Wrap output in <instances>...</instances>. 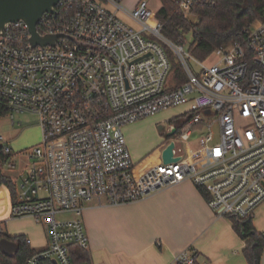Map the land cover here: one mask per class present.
<instances>
[{
  "label": "built area",
  "instance_id": "2783aa9c",
  "mask_svg": "<svg viewBox=\"0 0 264 264\" xmlns=\"http://www.w3.org/2000/svg\"><path fill=\"white\" fill-rule=\"evenodd\" d=\"M119 1L60 0L36 25L41 36L57 35L53 45L32 47L22 20L0 33V108L13 125H21L14 112L35 113L42 133L24 154L28 164L7 209L9 218L32 217L45 230V247L24 264H90L81 259L89 247L83 220L57 218L81 215L84 202H135L185 180L206 193L218 217L247 219L264 202V20L244 26L241 41L218 47L212 64L195 60L194 72L186 46L161 34L147 0L125 10L138 30L103 4L124 10ZM173 1L183 14L195 2ZM160 42L183 64L186 81L179 87L166 83L171 66ZM184 105L177 121L168 122L173 135L155 154L133 161L122 127ZM211 115L220 128L217 146L206 135L199 148L186 150L195 127L209 126ZM169 141L180 159L164 164L160 152ZM0 145L11 155L1 135ZM173 264H198V254L187 247Z\"/></svg>",
  "mask_w": 264,
  "mask_h": 264
},
{
  "label": "crops",
  "instance_id": "0c3cea01",
  "mask_svg": "<svg viewBox=\"0 0 264 264\" xmlns=\"http://www.w3.org/2000/svg\"><path fill=\"white\" fill-rule=\"evenodd\" d=\"M142 125L137 122L126 127V144L129 141L133 146ZM155 145L153 142L145 150L149 156L160 148V144ZM13 156L12 150L9 159ZM20 160V166L14 163L10 168L4 164L2 171L14 188L28 164L25 155ZM11 196L7 186L0 185V198L7 199V202L0 201V219L5 223L2 232L29 239V246L35 251L42 249L46 245L44 227L32 217L9 218L7 209ZM206 198L205 192L185 180L135 202L109 205L96 201L95 205L84 206L90 210L88 224L83 222L89 247L81 254V259L90 264H173L175 254L190 247L198 254V264H246L242 253L245 241L233 229L229 218L218 217L209 209ZM262 204L252 216L257 232L264 231V221L257 216ZM104 212L111 214L105 216ZM40 244L44 246L37 248ZM259 264H264V248Z\"/></svg>",
  "mask_w": 264,
  "mask_h": 264
},
{
  "label": "trees",
  "instance_id": "16d2710c",
  "mask_svg": "<svg viewBox=\"0 0 264 264\" xmlns=\"http://www.w3.org/2000/svg\"><path fill=\"white\" fill-rule=\"evenodd\" d=\"M161 7L155 12V17L162 22L161 34L175 44L187 45L186 35L191 36L188 52L197 59L205 60L218 47L242 40V28L257 20H264V0H195L188 14H183L178 3L173 0H161ZM178 78V77H177ZM185 78H178L170 84L171 88L179 87ZM5 106L0 108V117L7 114ZM177 117L171 121H177ZM11 155L4 153L0 145V185H5L13 198L15 188L11 181L3 175V167ZM204 194V191L199 188ZM232 221L233 229L245 241L242 249L246 264H259L260 254L264 248L262 232H257L252 224V217L240 220L227 216ZM6 237L19 244V250L13 259L0 252L1 264H24L32 255V249L23 236Z\"/></svg>",
  "mask_w": 264,
  "mask_h": 264
},
{
  "label": "rangeland",
  "instance_id": "374dc122",
  "mask_svg": "<svg viewBox=\"0 0 264 264\" xmlns=\"http://www.w3.org/2000/svg\"><path fill=\"white\" fill-rule=\"evenodd\" d=\"M139 0H120L119 3L123 7L122 9H117L115 6L111 5L110 3L103 4L111 10L115 15L120 18L123 22H125L130 27L134 28L135 30H138L140 26L135 23L133 20H131L127 15L126 11H132L136 3H138ZM149 3V7L152 9V11L156 12L161 7V0H147ZM187 38V45L186 48H188V44L191 41V36L189 34L186 35ZM162 45L164 51L167 53V56L170 61V73L167 76L166 83L168 86H170L171 83L176 81L178 78L182 77L185 78V71L183 64L181 63L180 59L177 57V55L173 52V50L166 45L163 42H160ZM190 58H187V63L189 67L196 72L199 68V65L196 61H201L205 65H210L215 61V57L213 55H210L205 60H199L197 59L192 53H190ZM196 60V61H195ZM178 77V78H177ZM185 106H177V107H171L167 108L165 110H161L153 115L144 117L137 122L143 123L141 128L138 130V132L135 135V139L133 141V146L129 141H127L128 148L131 153V157L133 161L138 162L139 160L145 159L149 156L145 150L154 142L156 145L161 146V144L168 139L167 136V126L169 120L172 118H175L179 115H181L185 111ZM14 121L21 122V125L15 124L13 125L11 123V117L10 113H7L0 117V135L3 136L4 140L8 142L10 147L13 150L14 156L13 161L16 164V166H20L22 161L20 160L21 156H23L26 152H28L33 146L37 145L42 138L41 128L38 124V118L35 113L31 112H23V113H13ZM132 124V123H131ZM206 124H209V126L205 124H200L195 127V133L192 135V137L184 143V148L187 149H197L199 148V139L201 137H204L206 135L211 136L210 146L215 147L220 141V128L219 123L215 117V115H211L206 119ZM130 125H124L122 127V131L124 133V136H126V127ZM155 145V146H156ZM142 153L140 157H136V154ZM15 191H17V188H15ZM4 196V195H3ZM0 201L7 202V199L0 198ZM96 201L92 200L89 202H84V206H92L95 205ZM264 203V202H263ZM1 207V206H0ZM104 209V208H103ZM102 210V209H101ZM90 210L88 208L83 209L81 215H76L74 212H66V213H60L57 215L58 219H70V218H81L83 222L87 225L88 219L90 217ZM256 211V210H255ZM255 213V212H254ZM111 213L106 214L104 212L105 216H108ZM259 215V216H258ZM253 216V215H252ZM257 216L260 221H264V204L257 210ZM5 223L0 224V228L3 231L4 230ZM44 245L40 244L37 248H41Z\"/></svg>",
  "mask_w": 264,
  "mask_h": 264
},
{
  "label": "water",
  "instance_id": "95a60500",
  "mask_svg": "<svg viewBox=\"0 0 264 264\" xmlns=\"http://www.w3.org/2000/svg\"><path fill=\"white\" fill-rule=\"evenodd\" d=\"M60 0H0V33L5 24L22 20L28 24L30 32V43L32 47L54 44L57 35L41 36L37 32L36 25L44 13H55V6ZM174 130L167 133L170 137ZM174 142L169 141L160 152L162 163L168 164L178 161L180 156L173 155ZM19 250L16 241L6 237L0 238V252L8 258L13 259ZM54 264L55 261H53Z\"/></svg>",
  "mask_w": 264,
  "mask_h": 264
}]
</instances>
